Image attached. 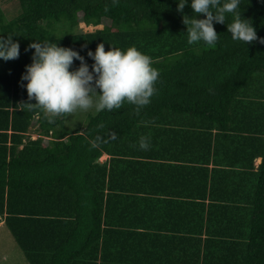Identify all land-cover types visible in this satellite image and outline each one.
Segmentation results:
<instances>
[{
	"label": "trees",
	"instance_id": "trees-1",
	"mask_svg": "<svg viewBox=\"0 0 264 264\" xmlns=\"http://www.w3.org/2000/svg\"><path fill=\"white\" fill-rule=\"evenodd\" d=\"M17 1L0 5L20 47L0 60V216L29 264H264V0L238 9L256 41L214 23L215 47L188 43L175 0ZM46 41L89 66L100 43L135 47L159 73L150 103L49 123L21 86Z\"/></svg>",
	"mask_w": 264,
	"mask_h": 264
},
{
	"label": "clouds",
	"instance_id": "clouds-1",
	"mask_svg": "<svg viewBox=\"0 0 264 264\" xmlns=\"http://www.w3.org/2000/svg\"><path fill=\"white\" fill-rule=\"evenodd\" d=\"M175 2L180 13L186 6L192 10L191 16L183 15L190 45L203 43L215 47L219 35L214 23L226 25L234 41L246 45L258 39L252 24L238 11L242 0ZM229 14L232 21L226 24ZM201 15L204 18H198ZM260 42L264 43V39ZM29 49H34L32 62L25 66L21 86L26 89L28 101L35 103L22 105L30 111L39 109L49 123L61 115L92 109L97 113L112 111L125 103L143 108L150 103L156 91L154 85L159 76L158 70L152 66L150 57L135 47L121 50L111 46L105 51L104 43H100L95 51L87 52V57L93 61L91 66L78 51L50 41L33 42ZM19 55V43L13 36H0V60H15ZM74 60L80 62L76 68H73ZM140 147H148L144 137L140 139Z\"/></svg>",
	"mask_w": 264,
	"mask_h": 264
},
{
	"label": "rangeland",
	"instance_id": "rangeland-1",
	"mask_svg": "<svg viewBox=\"0 0 264 264\" xmlns=\"http://www.w3.org/2000/svg\"><path fill=\"white\" fill-rule=\"evenodd\" d=\"M17 0H0V5L4 9L7 18L12 19L14 16L18 14L17 7L19 5ZM81 16V15H80ZM105 24H110V21L106 20L103 24L99 26H87L84 22L79 23V29L84 32H93L97 29H102ZM94 109L89 110L87 112L77 111L73 114H67L65 118V124L68 130H76L85 127L87 123V119L89 115L96 114ZM35 131V130H34ZM31 133L32 139H37L39 136L36 132ZM107 156L104 155L101 158V161H105ZM260 163V160H257L256 165ZM0 219L1 216H0ZM2 256L12 258L13 261L11 264H29L26 259L23 251L20 246L16 242L10 230L7 226H3L0 228V260L2 261ZM4 264H6L4 262Z\"/></svg>",
	"mask_w": 264,
	"mask_h": 264
},
{
	"label": "crops",
	"instance_id": "crops-1",
	"mask_svg": "<svg viewBox=\"0 0 264 264\" xmlns=\"http://www.w3.org/2000/svg\"><path fill=\"white\" fill-rule=\"evenodd\" d=\"M106 156H107V159L109 158V155H107V154H105ZM106 159V160H107ZM258 160H260V162H261V159H258ZM260 164V163H259ZM258 164V165H259ZM210 166H212V165H210ZM3 226H5V221L3 220V219H0V228L1 227H3ZM12 261H13V259L12 258H8V257H5V256H2V261L0 260V264H4V262L6 263V264H11L12 263Z\"/></svg>",
	"mask_w": 264,
	"mask_h": 264
}]
</instances>
